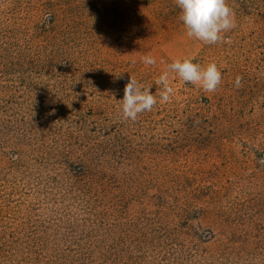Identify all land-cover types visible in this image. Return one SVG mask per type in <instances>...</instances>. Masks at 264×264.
Returning a JSON list of instances; mask_svg holds the SVG:
<instances>
[{
	"label": "trees",
	"instance_id": "obj_1",
	"mask_svg": "<svg viewBox=\"0 0 264 264\" xmlns=\"http://www.w3.org/2000/svg\"><path fill=\"white\" fill-rule=\"evenodd\" d=\"M242 16L264 46V9ZM98 34L97 0H0V264H264L252 206L176 187L189 142L264 154V106L124 120L95 81Z\"/></svg>",
	"mask_w": 264,
	"mask_h": 264
},
{
	"label": "rangeland",
	"instance_id": "obj_2",
	"mask_svg": "<svg viewBox=\"0 0 264 264\" xmlns=\"http://www.w3.org/2000/svg\"><path fill=\"white\" fill-rule=\"evenodd\" d=\"M227 4L235 14L236 27L223 33V43L205 45L187 37L175 0H97L99 34L94 57L95 81L102 91L109 85L112 105L116 104L120 116V101L131 76L156 94V79L175 59L185 58L202 67L215 62L222 74L221 84L215 92L207 93L184 83L173 73L170 81L174 96L168 103H160L157 97V104L212 111L221 121L234 122L240 119L236 115L240 109L250 111L264 106L263 25L260 17L242 16L246 12L258 15L264 3L262 0H227ZM149 54L155 57V66L143 63V57ZM156 105L152 111L139 116L156 112ZM187 144L189 148L181 150L177 158L179 172L190 174L189 185H176L182 191L180 194H184V190L203 189L208 199L211 190L216 189L220 192L219 201L252 206L261 234V230L264 231V154L253 155L249 161L242 154L206 153L195 149V144Z\"/></svg>",
	"mask_w": 264,
	"mask_h": 264
},
{
	"label": "clouds",
	"instance_id": "obj_3",
	"mask_svg": "<svg viewBox=\"0 0 264 264\" xmlns=\"http://www.w3.org/2000/svg\"><path fill=\"white\" fill-rule=\"evenodd\" d=\"M181 10L180 20L189 38H194L205 45H214L224 42L223 33L236 27L235 14L228 6L227 0H175ZM146 66H155L156 59L151 54L143 57ZM176 74L184 83H190L207 93L215 92L222 82V74L215 62L206 67L193 63L192 59L182 61L175 59L167 69L156 79L157 93L139 83L131 76L125 85L124 97L120 101L124 120H137L144 112H150L157 104L168 103L174 96V87L170 81V74ZM239 77L237 82H239Z\"/></svg>",
	"mask_w": 264,
	"mask_h": 264
}]
</instances>
